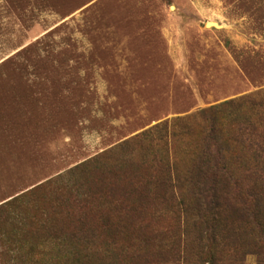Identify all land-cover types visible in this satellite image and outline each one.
<instances>
[{"label":"rangeland","instance_id":"obj_1","mask_svg":"<svg viewBox=\"0 0 264 264\" xmlns=\"http://www.w3.org/2000/svg\"><path fill=\"white\" fill-rule=\"evenodd\" d=\"M211 117L219 187L260 204L213 226L190 175ZM240 124L264 141V0H0V264H264ZM104 221L106 236L68 232Z\"/></svg>","mask_w":264,"mask_h":264},{"label":"trees","instance_id":"obj_2","mask_svg":"<svg viewBox=\"0 0 264 264\" xmlns=\"http://www.w3.org/2000/svg\"><path fill=\"white\" fill-rule=\"evenodd\" d=\"M212 113V112H211ZM214 117V116H213ZM213 119L211 117V125H210V131L206 136V154L205 156L199 158L192 166L190 170V175H192V178H195L196 182L202 183L203 187L200 189L202 195H205V197H209V201L205 204V211H207L209 214L204 220L205 223L211 224L213 226L218 219V211L219 209L223 208L225 204L228 205V207L231 209H234L237 205H243V206H249L251 205L253 208H258L260 204H258L255 197H251L250 200L247 202L245 199H242L243 195L242 193H234L233 190H229L230 188H227V185L224 184L222 187H219V184L222 179H229L230 173L227 171L224 163H223V157H222V142L225 140L222 138V135L216 134V131L213 128L212 125ZM165 122L161 124H155L151 126L150 128L138 133L134 134L129 140L123 141L119 147H123L129 143V141L136 140L140 137H143L144 135H147L151 131H153L157 127H165ZM256 127L249 124H240L237 126L236 130L233 131V139H231L234 142H238L242 145L243 148H246V151L253 156L252 163L246 165L243 168V171L248 176L249 180L255 184V182L261 181L264 179V141L261 140V136H257L255 134ZM220 131V130H218ZM258 138V139H257ZM222 141V142H221ZM97 159L96 157L92 158L91 160H87L85 162H82L80 164L75 165L72 169H69L68 172L57 176L54 180L62 179L65 177V175H69L73 172H83L86 169H91V165L93 161ZM53 181V180H52ZM101 181V180H99ZM102 182V181H101ZM100 182V183H101ZM236 184V183H235ZM236 186V185H234ZM102 185L99 184L95 190H88V192L84 193V196L77 200L78 207H77V214L76 217L79 219L82 215H86V204L87 202L92 198L95 197L96 194H104L106 192V189H101ZM235 190V188H233ZM238 190V189H236ZM109 191V190H108ZM250 192V191H247ZM245 193L247 196H252V192ZM237 195V199L236 198ZM100 196V195H96ZM229 196H234V203L233 205L230 203ZM196 201V200H195ZM198 205V203H197ZM232 205V206H229ZM89 212V211H88ZM75 212H71V214H74ZM64 216L67 218L69 215L64 213ZM77 221V220H76ZM110 224L109 221H104L99 226H91L86 225L84 223H79L77 226L69 228L68 232L72 237H78L79 239H86L87 237H91L94 233H98L100 235H107V231L109 230ZM208 228V226H207ZM212 229L209 231V234L211 235L210 239H213V242L215 241L213 236ZM79 235V236H78ZM78 246H81V244H78Z\"/></svg>","mask_w":264,"mask_h":264}]
</instances>
